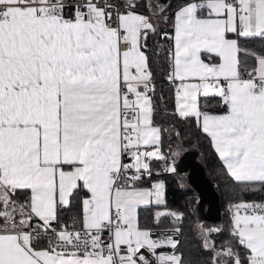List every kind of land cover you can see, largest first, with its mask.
Here are the masks:
<instances>
[{"label": "snow or ice", "instance_id": "6c2138e0", "mask_svg": "<svg viewBox=\"0 0 264 264\" xmlns=\"http://www.w3.org/2000/svg\"><path fill=\"white\" fill-rule=\"evenodd\" d=\"M177 122L255 197L187 255ZM0 264H264V0H0Z\"/></svg>", "mask_w": 264, "mask_h": 264}, {"label": "trees", "instance_id": "16d2710c", "mask_svg": "<svg viewBox=\"0 0 264 264\" xmlns=\"http://www.w3.org/2000/svg\"><path fill=\"white\" fill-rule=\"evenodd\" d=\"M172 2L174 0H167L165 3ZM157 94L156 102L158 105H167L169 110L171 108V102L169 101V92L166 86L161 84V78L157 76ZM163 92L164 101L161 102L159 97ZM215 101H209V108L216 110ZM160 117L158 116V120ZM164 123L167 125V121ZM177 128L182 133L183 143L182 146L187 147L193 145L197 149V158L204 167V171L210 180L213 182V186L217 191L219 198L220 218L214 225H220L227 222V205L230 201L237 200L239 198H255L251 194L241 192L240 188L233 182L223 170L222 165L218 161L214 150L211 148L209 141L204 138L200 133L195 131L194 128H189L186 125L177 122ZM176 143V141L169 138V134H164V151L167 154L169 144ZM153 179H161L166 185V201L168 208L184 213L180 226L182 227V234L179 236L182 247L185 249L187 255L188 250L194 244V237L191 232V226L197 220L194 217L192 211V203L195 199L194 191L186 184L183 176L177 172L166 173L161 172L159 176L154 175ZM150 181H146L149 184ZM201 222V221H200ZM203 222V221H202ZM168 224L169 221H164Z\"/></svg>", "mask_w": 264, "mask_h": 264}, {"label": "water", "instance_id": "95a60500", "mask_svg": "<svg viewBox=\"0 0 264 264\" xmlns=\"http://www.w3.org/2000/svg\"><path fill=\"white\" fill-rule=\"evenodd\" d=\"M167 0H163L165 3ZM176 172L183 176L186 184L194 191L192 211L197 221L216 223L220 218L219 198L212 180L206 175L204 167L197 158V149L189 145L181 150L176 161Z\"/></svg>", "mask_w": 264, "mask_h": 264}, {"label": "rangeland", "instance_id": "374dc122", "mask_svg": "<svg viewBox=\"0 0 264 264\" xmlns=\"http://www.w3.org/2000/svg\"><path fill=\"white\" fill-rule=\"evenodd\" d=\"M175 145H176V143H173V148H175ZM183 148H185V147L181 145V150H182ZM153 180H161V179H153ZM199 221H200V220H199ZM201 222H202V221H201ZM202 223H204L205 225H209V226L215 224V223H212V222H209V221H206V220H203Z\"/></svg>", "mask_w": 264, "mask_h": 264}, {"label": "built area", "instance_id": "2783aa9c", "mask_svg": "<svg viewBox=\"0 0 264 264\" xmlns=\"http://www.w3.org/2000/svg\"><path fill=\"white\" fill-rule=\"evenodd\" d=\"M155 167L161 169V172H163V170H162L164 167L163 163L157 164V165H155ZM248 199H253V198H248Z\"/></svg>", "mask_w": 264, "mask_h": 264}, {"label": "crops", "instance_id": "0c3cea01", "mask_svg": "<svg viewBox=\"0 0 264 264\" xmlns=\"http://www.w3.org/2000/svg\"><path fill=\"white\" fill-rule=\"evenodd\" d=\"M151 183V181L149 182V184Z\"/></svg>", "mask_w": 264, "mask_h": 264}]
</instances>
